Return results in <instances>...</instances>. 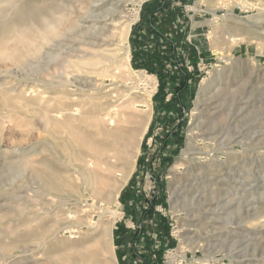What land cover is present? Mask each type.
Returning <instances> with one entry per match:
<instances>
[{
	"label": "rangeland",
	"instance_id": "1",
	"mask_svg": "<svg viewBox=\"0 0 264 264\" xmlns=\"http://www.w3.org/2000/svg\"><path fill=\"white\" fill-rule=\"evenodd\" d=\"M250 1H262L264 4V0ZM0 2L5 5L0 7V32L3 25L14 24L16 33H19L0 35V84L5 81V75L2 73L4 71L16 70L20 75L29 76L30 80L38 77L40 66H38L39 59L37 60V58H40L39 55L29 54L26 56L27 58H23V64L22 62L19 64L12 62V64L11 61L5 62L6 60L3 59L8 57L10 52L12 54L16 50H19L16 52L22 53L23 47L19 45L18 41L20 40L17 41L16 38L20 37L21 39L24 32V37L29 34V39L26 38V40L30 42V45L32 44V47L35 42L39 44L37 41H40V27L38 26L43 11L53 14L52 16L55 18L62 17L65 22L61 25L62 29L59 26L60 32L66 34L62 33L63 36L56 39V51L64 52L77 48L79 51L72 52V55L76 56L81 55V50L86 48L79 40H75L77 34L68 30L70 23L76 21L75 13L79 14L73 0H0ZM161 2L163 0H137L136 4L127 0L122 1L126 13L134 15L133 18L136 15L139 16L129 37L131 66L135 71L144 72L143 81L145 82L141 88V98L150 96L153 118L145 139L142 141L144 144L147 139L146 147L143 148V144H141L142 148L136 169L120 193L118 200L120 205L112 206V210L120 213V218L116 220L113 229V243L115 242L114 231L120 224H124L132 232L148 226L147 235L152 236L156 240V247H159L162 243V239L156 236V233L159 234L157 231L159 222L151 221L152 216L154 218L158 215L165 219L164 223L168 225L170 235L169 238L163 239L165 247L163 264H264V49L259 47V41L264 42V28H262L264 22L259 23L255 17L258 12L244 7L241 0H166L167 10L157 14L155 25L156 30L164 32L165 36L161 37L147 27L146 21L147 12ZM12 5H16V14L10 19L9 13L12 11ZM74 11L75 13H73ZM230 13L232 17L229 16ZM216 15L218 20H215ZM70 17H74V19L71 21ZM66 22H68L67 25ZM230 30L250 38L247 42L232 46L227 37ZM37 34L39 35L37 36ZM221 34H225V36ZM86 37L89 38V36H82V39ZM220 38H224V40H220ZM34 39L38 40L34 41ZM36 43L34 47L38 45ZM167 43L174 45L177 58L170 57L171 60L165 65L166 72L173 75L177 71V66H184L189 73H195L196 77L189 79L186 90L181 94L182 104L179 105L176 102V110L165 113L163 110H158L159 107L155 101L160 85L158 76L145 69H135L132 65V58L135 51L151 53L152 50L160 49L159 47L162 52L170 54ZM16 45L17 49L13 51ZM260 50L262 51L260 52ZM31 55L34 57H30ZM226 57H230L232 60L227 62ZM75 59L76 57H70V60ZM252 60L254 63L250 64ZM26 61L27 64L29 63L28 65ZM52 66L53 69L48 71V78L57 77L61 72V69L55 72L57 68ZM100 78L103 79V77ZM105 79L106 85L110 83L107 78ZM171 98L172 95H169L166 101L169 102ZM145 109V107L139 106L138 114H142ZM195 113L198 116L196 118L194 117ZM194 119L197 123H201V129L208 130V133H214L217 136L218 144H220V146L212 147L213 150L216 148L213 157L211 160L210 158L205 159L204 163L198 161L190 163L183 156L187 147L190 125ZM37 120H39L37 116L27 119L17 113L11 114L10 109L6 110L0 107V142H3L0 144V264H35L36 261L38 264H48L49 260L55 263L58 260L61 264H65L66 262H63L61 258L68 254V256H74L73 252L76 253V251L73 247L80 246L79 244L94 232L93 227L88 228L85 225L76 227V232L66 229L60 223V218L68 216L64 215L66 212H75V207L71 204L61 205L63 200L59 198H55V202L48 203V198L40 195L41 190L36 187L38 185L33 186L25 179L42 167L37 162V165L33 162L26 165L25 162L28 158H25L26 154L33 150L35 152L37 149H39L38 151L46 150L44 154L30 156V160H39L43 155L52 159L50 152L39 142V137L51 142H54V138L42 132L41 124H38ZM19 124L23 126L21 130H19ZM30 125L31 128H28ZM179 125H182L180 128L182 144L176 153H172L173 147L169 146L168 149H163V145L166 137L176 132ZM27 132L32 134L28 135ZM147 136L150 137L147 138ZM28 137L29 139H27ZM239 140L242 144L235 146L234 153L222 150L224 147L226 149L231 147V145H227L229 142H239ZM170 141L171 145L172 142L175 143L172 139ZM197 145L202 146L203 141L199 140ZM228 154L231 156L228 157ZM169 156L173 157L171 164L163 161L165 157ZM243 161L246 162L243 163ZM56 168L61 167L56 165ZM214 168H217L218 171ZM129 186V192L135 191L136 195L140 197L133 206L134 200L127 201L128 206L122 204L121 201L122 193ZM34 187L36 194L32 192V190L35 191ZM172 191L176 196H174V202ZM36 199L40 201L37 202ZM153 199H155L153 214L148 217L149 219L143 220L149 201ZM90 203H92L91 200ZM185 209H191V212L194 211V215H188L184 211ZM201 210H204L203 213ZM35 216L39 218L44 229L40 224L36 225L38 222L34 225H27L28 221L34 219ZM80 216H83L84 220L88 217L83 213H80ZM91 217L95 221L99 219L96 215ZM55 219L59 221L57 222ZM27 228L35 229L34 233L27 234ZM44 230H48L46 232L48 235L45 233L41 236ZM40 243L41 245H39ZM134 244L129 240L127 250H125L114 243L115 254L121 253L126 264H131V262L132 264H146L145 261L135 258L134 253L141 254L144 249L141 244H136V246ZM69 246L71 249L68 248ZM116 256L117 262L120 264L118 255L116 254ZM53 257L55 260L52 259ZM149 264L155 263L150 262Z\"/></svg>",
	"mask_w": 264,
	"mask_h": 264
},
{
	"label": "bare ground",
	"instance_id": "2",
	"mask_svg": "<svg viewBox=\"0 0 264 264\" xmlns=\"http://www.w3.org/2000/svg\"><path fill=\"white\" fill-rule=\"evenodd\" d=\"M122 1L123 0H73V4H76V10L77 12H79V14L75 13V11L73 12L76 14V21L70 23V27H68V30L72 33L77 34L75 35V40H79L80 43L86 47L84 50H81V55L78 54L79 56L72 55V52L75 53L76 51H79V49L77 48L73 50L70 49V51L65 50L64 52L66 53H64L63 51L55 50V48L57 47L55 45L56 39L62 37V33H64H61L59 29V26H61L64 21L62 17L55 18L52 16L53 14H50L48 12L45 13L46 11H43L38 26L40 27V41H37L38 39H34V41L36 40L37 42H39V44L35 42L38 45L34 47L35 43L34 41H31V43H34L32 47V44L30 45V42L26 40L29 34L26 32V34L28 35L24 37L23 35H25V32L22 33V35L20 33L22 38L20 39V37H18L19 35H16L18 37V39L16 38V40H20L18 41L19 45H22L25 52L23 51V49L22 53L16 52L19 51L16 50V45V48H13V51H16H14V53L12 52V54L10 52V56L8 55V57H5V59H3L6 60L5 62L11 61L10 63L14 62L18 64L22 62L23 64V58L28 56L29 54L40 56V58H37V60L39 59L38 66H40L39 75L37 78H32V80H30L29 76L25 77L23 74L20 75L16 70L4 71L2 73L5 75V81L0 84V107L6 110L10 109L11 114L17 113V115H23L27 119H30L33 116H37V118L39 119L37 121L38 124H41L40 129H42V132L54 138V142H51L47 139L43 140L42 137H39V142H41L44 145V148H46L50 152V156L52 157V159H49V156L47 155H43L39 160H30L32 156L44 154V151L46 150L38 151L39 149H37L35 150V152L33 150L29 154H26L27 156H25V158L28 157L25 162L26 165L32 162L33 164L35 163V165H37V162L42 167L37 171L35 170V174H32L29 178L25 179H27V181L30 182L33 186L38 185L36 187L41 190L40 195L48 198V203L55 202L54 199L59 198L63 200L61 205L71 204L75 207V212H66V214H64L63 212L64 215L68 216L60 218V223H62L64 227L70 232L75 231L76 227L83 225L87 226L88 228H94V232L90 237L82 241V243H78L80 246L73 247L74 251H76V253L72 251L75 254L74 256H68V254L66 257H60L61 259H63V262H66L65 264H118L116 256L117 253L115 254L116 244L114 245L115 242L113 243V229L115 227L116 220L120 218V213H118V211L116 210H112V206L114 204L120 205L118 201L120 193L130 180L136 169L138 156L142 148L141 144H143L142 141L145 139L144 137L150 127V123L153 118V106L151 104L150 96L149 98H141V88L143 82H145L143 81L144 72L135 71L131 66V47L129 43V37L132 31V27L138 20L139 16L136 15V17L133 18L134 15L132 16L126 13L124 10L125 6L123 5ZM127 1L134 4L137 3V0ZM241 2L243 6L248 8L249 10L258 12L257 16L255 17H257L259 23L264 22V4L262 1L251 2L250 0H241ZM229 16L232 17V14L230 13ZM70 19L72 21L74 17H70ZM70 19L68 20L70 21ZM215 20H218L217 15ZM68 22H66V25ZM14 26V24H7L5 26L3 25V29L1 28L2 30L0 32V35L5 36L12 32L16 33V26ZM65 34L66 33H64V35ZM38 35L39 34H37V36ZM221 35L225 36V34ZM82 36H89V38L87 39L86 37L85 39H82ZM227 37L229 43L232 46L242 42H247L250 38L244 35H238L236 32H233L231 30L229 31ZM220 40H224V38H220ZM259 47L263 50L264 42L259 41ZM262 50H260V52ZM32 55L30 57H32ZM3 56L5 55L3 54ZM70 57H76V59L70 60ZM226 60L228 62L231 61L232 58L226 57ZM58 63L61 64L59 65ZM252 63H254L253 60L250 61V64ZM52 65L57 68L55 72H57V70L60 71V69L61 72H59L60 74L57 77L54 76V78H48V71L51 70V68L53 67ZM100 77H103V79ZM105 78L110 81V83H108L107 85L105 84L107 83ZM139 106H143L146 108L142 114H138ZM194 117H198L197 113L194 114ZM37 121H35V123ZM20 124L19 130L23 128V126L21 125V127ZM34 125L32 126L34 127ZM28 128H31V125L30 127L28 126ZM35 130L33 131L35 132ZM30 134L32 133L30 132ZM30 134L28 133V135ZM27 139H29V137ZM199 140L203 141L202 146L197 145ZM217 140V136L214 133H208V130L201 129V123H197L194 119V121L190 125L187 147L183 152V156L185 157V159H188L190 163L194 161L204 163L205 159L208 158H210L211 160V157H213V153L216 149L214 148L213 150L212 147H214L215 145L220 146ZM1 143L3 142H0V144ZM237 144H242V142L240 140L239 142H229V144L227 145H231V147L228 149L224 147L222 150H225L227 153H230V151L234 153L235 146ZM243 146L246 145L243 144ZM23 155H25V153H23ZM229 156H231V154H228V157ZM245 162L243 161V163ZM56 165H59L61 168H56ZM33 167L36 166L33 165ZM31 169L33 168L31 167ZM214 169L217 170V168ZM32 192L35 194L37 193L36 189L35 191L32 190ZM171 195L174 202L175 192L172 191ZM90 200L92 201V203H90ZM187 206L189 207V205ZM30 208L32 209V207ZM184 211H186L188 215H194V211L191 212V209H185ZM201 211L203 213L204 210ZM80 213L88 215V217L90 218L86 216L87 218L85 217L86 220H84L83 216H80ZM92 215L98 216V221L92 219ZM36 216L32 220L30 219L28 221L27 219V225H34L36 222H38L36 225L40 224L41 221L38 217L36 218ZM49 219L51 220V218ZM40 226L42 228L44 227L42 224H40ZM29 228H27V234L32 232L34 233L35 229ZM38 228L40 227L38 226ZM47 231L48 230H44L43 233H41V231V236L44 235ZM46 235L48 234L46 233ZM55 238L57 237L55 236ZM39 245H41V243ZM70 246L68 248L71 249ZM70 249L68 250L70 251ZM60 252H58V254ZM54 254L56 255V253ZM52 259L55 260L54 257ZM35 264H38V262L36 261ZM48 264H61V262L57 260V263H55L54 261L49 260Z\"/></svg>",
	"mask_w": 264,
	"mask_h": 264
},
{
	"label": "trees",
	"instance_id": "3",
	"mask_svg": "<svg viewBox=\"0 0 264 264\" xmlns=\"http://www.w3.org/2000/svg\"><path fill=\"white\" fill-rule=\"evenodd\" d=\"M164 10H167L166 0H163V2L151 8L149 12H147L146 14V21L148 23L147 27L151 29L153 32L159 34L161 37L165 36V34L160 30H156L155 25L157 22L156 20L157 14L162 13ZM167 45L166 46L170 50V54L168 52H162L161 47H159L160 49L152 50L151 53H148L149 51H145V52L135 51L132 58V65L135 69H145L148 72H151L152 74H156L158 76L160 80V85L155 101L159 107L158 110H163L165 113H167L170 110H176L175 109L176 102H178L179 105L182 104L181 94L186 90L189 79H193L194 77H196L195 73H189L184 68V66L182 67L177 66L176 68L177 71L173 73V75H170L169 72H166L165 65L168 61L171 60L170 57L172 56L175 59L177 58L174 45L172 43L171 44L167 43ZM169 95H172V98L169 102H167L166 99ZM181 127L182 125H179L176 132H173L171 135L166 137L164 141L163 149H168L169 146H171L173 147V150L171 151L172 153L173 152L176 153L178 151V148L182 144V140H181L182 137H180ZM148 137L150 136H147V138ZM171 139L172 141H175V143L172 142V145L170 144ZM146 140L143 144V148L146 147L145 145ZM172 160L173 157L169 156V157H165L163 161H166L167 164H171ZM129 190H130V186L121 195L122 204H124L125 206H128L127 201L134 200L132 204L133 206L134 203L137 202L136 200L140 199L139 195H136L135 191L129 192ZM154 201L155 199L149 201V206L143 215V220L149 219L148 217H150L151 214H153L154 204H155ZM157 216L158 215H156L154 218L152 216L151 221L154 222L157 220V222H159V226L157 227V231H159V234L156 233V236L162 239L161 241L162 243L159 247H156V243H155L156 240L152 236L147 235V232L149 231L148 226H144L140 230L138 231L136 230L135 232H132L129 229H127L124 224L118 225L114 231L115 244L117 246L120 245L125 250H127L129 240L132 243H135L134 246H136V244H141L144 251L142 250L141 254L135 252L134 253L136 255L135 258H139L140 260L145 261L146 264H149L150 262H154L155 264H163L162 258L165 252L163 239L169 238L170 235L168 231L169 230L168 225L164 223L165 219L161 216L160 217ZM117 255L119 257L118 258L119 263L126 264V261L123 260V255L121 253H117ZM132 256L134 255L132 254Z\"/></svg>",
	"mask_w": 264,
	"mask_h": 264
},
{
	"label": "clouds",
	"instance_id": "4",
	"mask_svg": "<svg viewBox=\"0 0 264 264\" xmlns=\"http://www.w3.org/2000/svg\"><path fill=\"white\" fill-rule=\"evenodd\" d=\"M5 5L2 3V2H0V7H4ZM15 14H16V7L15 6H13V8H12V11L9 13V18L11 19L12 17H14L15 16ZM15 27V26H14ZM58 38V37H57Z\"/></svg>",
	"mask_w": 264,
	"mask_h": 264
}]
</instances>
